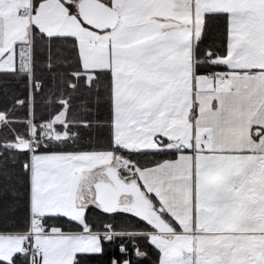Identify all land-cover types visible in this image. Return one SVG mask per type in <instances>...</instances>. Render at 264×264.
<instances>
[{"label":"snow or ice","instance_id":"snow-or-ice-1","mask_svg":"<svg viewBox=\"0 0 264 264\" xmlns=\"http://www.w3.org/2000/svg\"><path fill=\"white\" fill-rule=\"evenodd\" d=\"M120 5L107 68L0 16V264H264V0Z\"/></svg>","mask_w":264,"mask_h":264},{"label":"crops","instance_id":"crops-1","mask_svg":"<svg viewBox=\"0 0 264 264\" xmlns=\"http://www.w3.org/2000/svg\"><path fill=\"white\" fill-rule=\"evenodd\" d=\"M111 1V8L115 7L118 11L119 21L124 16V11L120 5V0ZM68 3L69 2L67 1L62 2V0H43V3L37 10L35 16H32L30 11L32 0H12V3L6 5L3 12H0V16L5 18L9 15L16 16L15 10L17 7H19V10L27 8L28 14L25 17L22 15L16 17L17 30L23 29L21 20L27 18L29 25H31L32 22H36L50 32H61L77 37L82 48L85 50L94 51L96 53L90 58V61L88 62L89 67H109L110 64L107 38L109 37L110 33H101L100 31H94L92 28L90 29L81 21L78 14L71 12ZM25 5L27 7H25ZM144 139L148 141V144L143 146H155L154 142L151 141L150 136H145ZM141 175L148 176L149 179L152 177V173L148 172L147 170L141 172Z\"/></svg>","mask_w":264,"mask_h":264},{"label":"water","instance_id":"water-1","mask_svg":"<svg viewBox=\"0 0 264 264\" xmlns=\"http://www.w3.org/2000/svg\"><path fill=\"white\" fill-rule=\"evenodd\" d=\"M66 1L69 2L70 0ZM76 7L81 21L86 25L95 26L96 29H104L118 22V11L99 0H79L76 3ZM120 183L122 184L123 182ZM131 187L139 193V187L135 184V181H131ZM122 190H127V187ZM140 195L142 196L143 194L140 193ZM142 206L145 213L150 214V218L152 215H156L155 213H150L151 204L147 200H144ZM157 219L163 226H168L159 217Z\"/></svg>","mask_w":264,"mask_h":264},{"label":"trees","instance_id":"trees-1","mask_svg":"<svg viewBox=\"0 0 264 264\" xmlns=\"http://www.w3.org/2000/svg\"><path fill=\"white\" fill-rule=\"evenodd\" d=\"M78 1H79V0H70L69 3H68V6H69L71 12L76 13V14H78V12H77V7H76V3H77ZM99 1L105 3V4L108 5L109 7H112V1H111V4L109 3V0H99ZM113 9L117 10L115 7H114ZM122 158H124V159L127 160L128 162H131V161H129L126 157H122ZM130 171H132V170H130ZM135 171H139V169L137 168V169H135ZM134 180H135V179L133 178L132 181H134Z\"/></svg>","mask_w":264,"mask_h":264},{"label":"rangeland","instance_id":"rangeland-1","mask_svg":"<svg viewBox=\"0 0 264 264\" xmlns=\"http://www.w3.org/2000/svg\"><path fill=\"white\" fill-rule=\"evenodd\" d=\"M25 7H27V6L25 5ZM18 10H19V7H17L16 10H15L16 11V14H17ZM21 22H22L23 29H26L27 30V33L30 35L31 34V27H30V25L28 23V19L27 18H24L23 20H21ZM119 159L123 162V164L125 166H127L129 163H131V162H128L127 160H125L124 158H119ZM9 259H10V257H9Z\"/></svg>","mask_w":264,"mask_h":264},{"label":"built area","instance_id":"built-area-1","mask_svg":"<svg viewBox=\"0 0 264 264\" xmlns=\"http://www.w3.org/2000/svg\"><path fill=\"white\" fill-rule=\"evenodd\" d=\"M22 16H25V15L22 14Z\"/></svg>","mask_w":264,"mask_h":264}]
</instances>
